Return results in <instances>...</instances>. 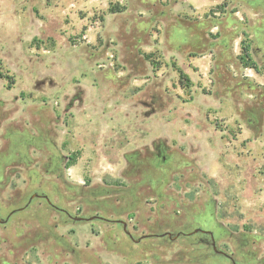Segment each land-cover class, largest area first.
<instances>
[{
	"label": "rangeland",
	"instance_id": "obj_1",
	"mask_svg": "<svg viewBox=\"0 0 264 264\" xmlns=\"http://www.w3.org/2000/svg\"><path fill=\"white\" fill-rule=\"evenodd\" d=\"M0 207V264H264V0H0Z\"/></svg>",
	"mask_w": 264,
	"mask_h": 264
},
{
	"label": "water",
	"instance_id": "obj_2",
	"mask_svg": "<svg viewBox=\"0 0 264 264\" xmlns=\"http://www.w3.org/2000/svg\"><path fill=\"white\" fill-rule=\"evenodd\" d=\"M43 199L49 206H51L52 208H54V209H56V210H58V211H61V212H65L61 207H59V206H56L50 199H49V197L43 192V191H39V192H34L31 196H29L28 197V200H27V202H26V204L22 207V208H20V209H16V210H13V211H11L10 213H9V215L7 216V218L5 219V221H4V223H6V222H8L10 219H11V217H13L14 215H16L17 213H20L21 211H23L24 209H26L34 200H36V199ZM96 220H100V221H108L107 219H105V218H102V217H88V218H80V217H74L73 218V222H75V223H78V222H83V221H96ZM2 221H1V207H0V223H1ZM114 222H116V223H119V224H123L124 225V230L126 231V223L124 222V221H122V220H118V221H114ZM198 232H200V230L199 229H197L196 231H194L193 233H191L190 235H192V234H195V233H198ZM202 232V231H201ZM203 232H205V233H208V232H206V231H203ZM127 234L130 236V237H132L131 236V234L129 233V232H127ZM170 238H172L171 237V235L168 233L167 234ZM180 236V234H178L177 236H176V238L177 237H179ZM141 240V239H140ZM140 240H138V241H136V242H139Z\"/></svg>",
	"mask_w": 264,
	"mask_h": 264
},
{
	"label": "flooded vegetation",
	"instance_id": "obj_3",
	"mask_svg": "<svg viewBox=\"0 0 264 264\" xmlns=\"http://www.w3.org/2000/svg\"><path fill=\"white\" fill-rule=\"evenodd\" d=\"M48 197H49V199H50V196L48 195V193L46 192V191H43ZM36 200H43V199H36ZM51 200V199H50ZM44 201V200H43ZM52 201V200H51ZM53 202V201H52ZM54 203V202H53ZM55 204V203H54ZM48 205V204H47ZM56 205V204H55ZM49 206V205H48ZM57 206V205H56ZM49 207H51V206H49ZM52 208V207H51ZM62 208V207H61ZM52 209H54V208H52ZM65 212H61V211H59L60 213H62V214H64V216L67 218L66 220H65V222H66V224H68V223H70V222H73V218L74 217H80V218H88V217H102V216H99V215H91V214H89V215H87V216H79V215H72L68 210H66V209H64V208H62ZM56 210V209H55ZM58 211V210H57ZM102 218H104V217H102ZM106 219V218H105ZM108 220V219H107ZM120 220V219H119ZM96 221H100V220H96ZM110 220H108V221H104V222H109ZM116 221H118V220H116ZM123 221V220H122ZM83 222H94V221H83ZM111 222H114V221H111ZM73 223H75V222H73ZM78 223H81V222H78ZM116 223V222H115ZM118 225H122L123 226V231L124 232H128V230H127V224H126V231L124 230V225L123 224H119V223H117ZM200 230V229H199ZM202 231V233H204V234H207V235H209L210 237H211V247H212V251H213V253L214 254H216L218 257H220L221 259L220 260H222V262H223V264H239V263H236V261L234 260V258L230 255V254H228L227 252H225V251H223V250H220V249H218V247H217V245H216V241H215V238H214V235L210 232V231H206V232H208V233H205V232H203V230H200V232ZM130 233V232H129ZM131 234V233H130ZM166 234H168V233H166ZM196 234V233H195ZM128 235V234H127ZM190 235V234H189ZM193 235V234H192ZM129 236V235H128ZM131 236H132V234H131ZM130 237V236H129ZM172 237V236H171ZM132 240H133V237H130Z\"/></svg>",
	"mask_w": 264,
	"mask_h": 264
},
{
	"label": "trees",
	"instance_id": "obj_4",
	"mask_svg": "<svg viewBox=\"0 0 264 264\" xmlns=\"http://www.w3.org/2000/svg\"><path fill=\"white\" fill-rule=\"evenodd\" d=\"M243 56L242 59H248L250 61V55H249V47L246 45L243 47ZM247 60L246 64H251V68L256 69V65L254 63H249V61ZM182 79H185L186 81H188V77H186V75L181 74Z\"/></svg>",
	"mask_w": 264,
	"mask_h": 264
}]
</instances>
